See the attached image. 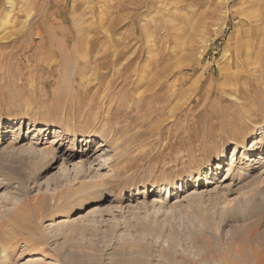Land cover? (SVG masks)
I'll return each mask as SVG.
<instances>
[{
	"label": "rangeland",
	"instance_id": "374dc122",
	"mask_svg": "<svg viewBox=\"0 0 264 264\" xmlns=\"http://www.w3.org/2000/svg\"><path fill=\"white\" fill-rule=\"evenodd\" d=\"M263 14L264 0H0V219L28 229L0 264H255Z\"/></svg>",
	"mask_w": 264,
	"mask_h": 264
},
{
	"label": "bare ground",
	"instance_id": "6f19581e",
	"mask_svg": "<svg viewBox=\"0 0 264 264\" xmlns=\"http://www.w3.org/2000/svg\"><path fill=\"white\" fill-rule=\"evenodd\" d=\"M42 3V2H41ZM264 15V14H263ZM256 19V18H255ZM260 19V18H259ZM251 24V23H250ZM259 29V28H258ZM249 30V29H248ZM262 34V33H261ZM262 37V36H261ZM261 37H260V39H261ZM260 39H258V40H260ZM251 42H253V41H251ZM246 43V42H245ZM244 43V44H245ZM254 45V44H253ZM256 45H257V43H256ZM258 46V45H257ZM259 46H260V44H259ZM255 49V48H254ZM257 50V49H256ZM245 51V50H244ZM255 52V51H254ZM257 52H258V50H257ZM248 54H249V52H248ZM245 55V54H244ZM256 58V57H255ZM256 60V59H255ZM259 70V69H258ZM225 77V76H224ZM247 77H249V76H247ZM238 80H239V78H238ZM43 126V125H42ZM261 128H264V126L262 127V125H261ZM244 140V139H243ZM84 145L86 146V144L84 143ZM256 146L255 145H253V149H251V153H253V151H254V148H255ZM262 147L264 148V142H263V144H262ZM227 148H228V145L226 146V145H224L223 147H222V149H221V151L219 152V155H216V156H218V158H219V160H222V158L224 157V156H226V152H227ZM244 149V147H243V142L241 141H237L236 142V148H235V151H234V153H233V158H232V162L230 163V165H234L235 163H236V161H238L239 160V158H240V155H241V153H242V150ZM264 150V149H263ZM33 154V153H32ZM249 154H247L246 156H248ZM57 158V154H55L54 155V157H53V159H52V163H51V165H54V164H56V163H58V161H59V159H56ZM262 158H264V157H262V155H259V156H251V157H249L248 158V166H250V165H252L251 163H253V162H255L256 160H261ZM212 158L210 157V158H208V161H212L211 160ZM224 159V158H223ZM222 168V162H219V164H218V168L217 169H221ZM196 181V180H195ZM197 181H202V175H200L198 178H197ZM190 182H191V180L190 179H187L186 181H182V182H180L179 184H177V186L175 187V189L176 190H183L184 189V187L185 186H189L190 185ZM200 183H197V184H195V185H192V187H194V186H198ZM157 190H159L158 192L159 193H167V191H168V189H166V188H164V187H160V188H158ZM177 193H179V192H177ZM173 194H175V193H173ZM6 218V217H5ZM4 217H2L1 219H0V243H3V244H6V245H10L11 244V246L13 245L14 246V242H13V238L12 239H10V238H8V235L11 233L10 232V230L11 229H14L13 227L15 226L16 228L17 227H19V228H23V229H25L27 226L26 225H24V224H22V221H21V223L20 222H18L17 221V219H16V216H15V218H6L5 219ZM27 229V228H26ZM28 230V229H27ZM15 241V240H14ZM261 248V247H260ZM234 250V249H233ZM6 253V247H5V245H2V246H0V261H2L3 259H4V254ZM233 254V253H232ZM251 256V255H250ZM236 258V256L234 257V259ZM222 259H223V257H222ZM233 259V260H234ZM226 260V259H225ZM249 259H247V261H248ZM238 261V260H237ZM242 261V260H241ZM250 261H251V259H250ZM252 261H254L255 262V264H264V250L263 251H258V252H255L254 254H253V256H252ZM239 262V261H238ZM238 262H236V261H224L223 263L224 264H239ZM250 263V262H249ZM253 263V262H252ZM254 264V263H253Z\"/></svg>",
	"mask_w": 264,
	"mask_h": 264
}]
</instances>
